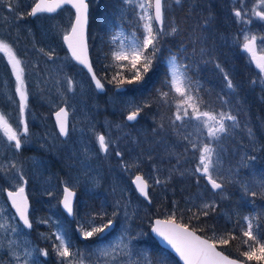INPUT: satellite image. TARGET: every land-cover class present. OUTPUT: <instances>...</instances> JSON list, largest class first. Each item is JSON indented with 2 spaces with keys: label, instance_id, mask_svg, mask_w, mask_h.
<instances>
[{
  "label": "trees",
  "instance_id": "trees-1",
  "mask_svg": "<svg viewBox=\"0 0 264 264\" xmlns=\"http://www.w3.org/2000/svg\"><path fill=\"white\" fill-rule=\"evenodd\" d=\"M168 1L170 3L165 11V22L168 21L172 26H176L178 32L172 34L170 37L166 35L163 37L160 42L161 51L157 54V58L153 62L149 72L144 74L142 81L121 85H117L116 82L108 83V80H111L112 76L117 72L123 73L124 79H131L134 71L129 70L130 65L127 61L121 62L123 64L122 67H106L109 64H113L111 60L113 48L111 38L113 35H116L117 29V27L113 26V23L116 21L125 27L124 20L121 19L125 6L123 0H89L88 42L91 62L98 78L104 84L106 92L103 94L96 92L86 72L73 61L70 62V69L73 71L80 70L82 76L88 81L87 91L82 93L86 96H81L82 100L80 99L79 107L82 110H88L91 113L92 120L97 123L99 122L98 118H101L103 121L107 120L105 115L112 113L103 107L106 106L108 97L114 94L118 95L116 98L119 102V109H142L139 120L134 124H128L132 129V132H129L131 136L129 137V134L123 136L121 132L119 133L118 151H122L124 158L130 160L132 158L138 159L137 167H135L136 174H142L148 179L149 183L153 182L150 185L149 191L151 203L147 204L136 194L131 181L127 179L129 201L134 204L131 207L133 209L131 235L137 238V243L142 244L148 250L154 264H180L175 256L160 247L151 236L150 227L155 218L167 219L175 211L176 222L186 225L213 242L214 233L219 236L225 232L234 231V234L239 236L240 224L237 221H240L242 224L243 216L264 213V199L246 196L240 183V181H243L250 188L258 189L261 178H264V134H262L259 146L257 147L258 135H256V125L253 123V120H257L259 115L248 108V99H246L245 103L241 102L237 98V94L230 96L233 99H231L229 104L235 102V105L228 109V106L222 104L221 98L230 94L227 93L225 88L220 89L217 87V84L220 85L221 82L225 81L223 80V75L215 67L216 63H219L227 72H237L241 68V65L247 70L237 43V33L233 31L234 28L239 29V26L236 17L231 12V0H182L181 5H176L174 0ZM33 3L34 0L27 1L26 7L28 11ZM67 9L69 8H64L57 14ZM209 12L211 13V21L208 26L209 30L204 33L205 42L193 43L194 36H198L201 33V28L198 26L203 25L204 20L208 18ZM28 17L30 18L29 23H31L32 30L36 32L35 37L38 39L37 42L40 41L41 44H47L45 39L41 40L43 36L40 34L42 32L40 26L34 23V19L30 16ZM44 17L48 18L50 16L44 15ZM22 36L27 37L24 33H22ZM24 40L26 48L33 50L30 40L25 38ZM59 42L62 44V53L67 54L62 40L59 39ZM201 47L205 49L204 54L200 52ZM173 55L183 58L180 59L177 56L179 62L188 66L187 74L189 79H195V82L198 83L194 85L196 86L198 96L202 100L201 109L214 112L229 110L239 117V127L231 129L232 140L229 147L230 150L234 149L238 152L239 156H237L235 164H238L241 170L240 180L228 183L223 189L226 193L222 198H218L217 193L210 191L205 182L198 183L197 179L200 176L198 173L192 171L190 166L186 170V166L182 161L186 158L192 160L191 155H195L193 149L189 147L185 149V146L188 145L187 141H184L181 145H177L176 141L166 133L164 135L169 138L166 141L160 139L158 134L154 133L155 129L168 133L167 128L170 125V119L174 117L173 97L175 94L171 93L167 102L160 98L161 91H169L166 85V80L168 79L167 60ZM38 59L39 67L41 68L42 59ZM229 75L233 79L236 88H240L238 83L235 82L237 74H235V79L233 74ZM122 86L125 87V90L115 93L117 88ZM245 95L247 96L246 93ZM95 98L104 105L98 111L93 108L94 104L97 103ZM32 107L37 112V115L40 114L42 118H45V113L47 112L52 125V132H57L51 118L54 112L53 109L52 111H48L47 106L43 108L37 103H33ZM118 114L120 115L115 117H120V121L122 123L125 122L124 114L120 113V111ZM161 124L164 125L163 129L158 128ZM248 128L252 129L254 139L249 137ZM100 130V132H103L101 126ZM60 155L66 160L74 162L75 158L70 156V153H68V158H66L64 152ZM252 155L256 156L257 160L248 162L246 158ZM178 161H181L182 165ZM172 162L175 165L172 166ZM194 163L192 162L191 166ZM246 163L248 164L247 167L244 166ZM90 166V171L81 173L83 177L88 174L89 179H97L96 181L99 185H102L98 177L99 174L107 171L114 174L113 170H110L106 165L94 160L90 163ZM187 171H190L191 175ZM50 174L52 181L59 186L62 182L70 179L61 178L52 172H48V177H50ZM116 178L123 182L122 176L119 177L118 170ZM157 178L166 181V183L154 184ZM201 188L205 191L206 195L204 203L214 201L216 209L214 212L209 210L207 216H200L199 219H196L194 213L199 215L203 209L201 208V204L189 203L188 197L191 191L196 190L195 193H197ZM83 194L86 195H81L79 198L83 199L84 203H89L91 210L95 209L96 211L97 200H95L93 194H89V192ZM36 198H40V196L36 195ZM252 200L255 203H249ZM136 201L142 202L147 209L138 207ZM188 209H191V211ZM58 210L61 215H65L60 209ZM52 214V209L46 207L45 211L37 215V222L43 225L41 235L44 236L38 237L37 240L52 254V264H59V259L53 250V245L57 244V242L55 236L52 234L54 224L53 219H51ZM77 220L78 217L75 216L72 224H78ZM41 221H47V223H41ZM75 237L76 235L73 234L70 240L73 242ZM245 247L239 239L231 240L227 245L217 244L218 249L238 260H244V257L240 253L245 250ZM72 251L76 250L72 249ZM250 264H256V262L253 261Z\"/></svg>",
  "mask_w": 264,
  "mask_h": 264
},
{
  "label": "rangeland",
  "instance_id": "rangeland-1",
  "mask_svg": "<svg viewBox=\"0 0 264 264\" xmlns=\"http://www.w3.org/2000/svg\"><path fill=\"white\" fill-rule=\"evenodd\" d=\"M27 1L28 0H12L16 11H10L4 5V3H0V39L9 42L17 53L18 58H20L24 62L22 67H24L25 69L26 87L29 93L28 109L26 110L24 116L28 123L29 135L26 138L22 137V139L25 141L22 144V148L17 152L15 149L9 147L7 138L4 137L3 132L0 131V168L6 169V171H0V189H12L15 183H19L18 179H11V177L16 172V169L11 168V165L13 163L16 164L17 168L21 169L20 171L23 173L24 176H31V180L36 182V176L30 175V173L26 170V166L21 161V154H19V152L22 149H25V146L28 149L30 146L35 145L36 142L42 146L46 145L50 150H58V148L60 147L59 144L63 142L60 139L58 132H49L50 134H53L52 140H50L52 144L51 147L48 145L49 140L46 139L48 135L47 137H45L43 134V132H46L41 131L38 128H34L35 126H37L40 128L47 129L45 127L44 121L39 118L37 112L34 111L32 104L37 103L43 108H46L47 106L48 111H52V109L53 111H55L62 105H66L71 113L69 134L71 138H69L67 150L64 151L66 154V158L69 157L68 153H70V156H73L75 158L74 162L76 160V164L80 168L79 173H87L88 171H90V163L93 160L95 162L106 165L110 170H113L112 172L115 176L118 170L119 177L122 176L124 186V191L120 199H116L113 198L107 191H103V187H99V183L96 181L97 179H89L88 174L83 177L82 173L80 175L78 173L75 177L65 181L68 182L69 186L74 189L75 186L78 188H81L80 186H84L85 191H88L90 194H93V197L95 198V200H97L96 204L104 205L106 203H110L112 205V211H115L117 213L116 216L119 217L117 219L118 225L117 227H115L118 228V230L115 231V233L112 235V237L107 243H97L93 247H87L86 250L90 251L91 257L85 259H82V257H77L76 259L78 261H82L83 264H105V261H107L108 264H154L148 250L144 247L139 246L138 244L137 246H135L133 243L134 238L130 237V227L133 218V209L131 207H133L134 204L129 201V187L127 179L131 181L133 179V176L136 174L135 167H137L138 159L132 158V160H130L128 158H124L123 156L115 155L119 148V133L121 132L123 136H126L129 134V132H132V129L126 121V116L130 114L131 111L135 110V108H132L130 110L119 109V102L116 98L118 95L115 94L111 95V97H108V101L105 107H103L104 105L101 104L100 101L95 98L97 103L94 104L93 108L98 111V109L100 110V108L103 107L104 109H108L112 114H106L105 117L107 118V120L104 121L101 120V118H98V123L92 120L90 115L91 113L88 110H82L79 107V104L82 100L81 96H86L82 93L87 91L88 81L82 76L80 70L73 71L70 69V62L72 60L69 57L68 53H62V44L59 42V39L63 42V35L71 27V24L74 20L73 10L69 8L70 10L67 9L59 14H56L55 16H50L46 18L44 17V15H41L33 20L34 23L37 24V26H40V29L42 31H40V34L43 36L41 40L45 39L47 43L41 44L40 41L37 42L38 39L35 37L36 32L31 28V23H29L30 18L27 15H25L23 19L19 18V13H26L28 11L26 7ZM169 3L170 2L167 0V5H169ZM257 4L258 0H231L232 14L234 15V9H239L247 13V15L245 16V21L249 19L251 20V23L241 22L237 20L239 26L238 33H240L238 37L239 45L243 42L242 33L244 31L256 35L258 37L256 42L257 55H259L263 53L262 51H259L260 46L258 45L260 44L259 37L264 36V21L260 20L258 17L253 15L254 7L256 8V11L261 10L259 7H256ZM140 12L141 9L137 8L135 4H125L121 19L124 20L123 23L125 24L126 28L116 21H114L113 23V26L117 27L116 35H118L121 39H124L125 37L128 38L124 39L125 44L130 42L131 37L134 33L136 35H140L143 33V28L140 26L143 22L140 21L137 16V13ZM256 29L258 31H256ZM22 33H24L25 36L27 35V37H23ZM24 38L30 40L33 50L26 48V42ZM39 49H44V52H40ZM52 50H54L52 59H49L48 56L44 53L51 52ZM239 50L241 56L247 57L246 59L250 61L249 54L243 51L241 49V46L239 47ZM38 58L42 59L41 68L39 67ZM169 59L170 58H168L167 60V68H169ZM251 67L253 68V70H255L253 66ZM67 77H71L74 81L73 91H68V84L66 80ZM189 80L191 82L193 94L198 95L196 92V86L194 85L198 83L195 82V79L193 80L191 78ZM220 84V89L225 88L227 93L230 94L229 96H223V100H228L229 102H231V99L233 98L230 96L232 94H237V98L239 99L237 88L235 92H230L226 88L225 82H221ZM15 87V77L12 74L10 65L8 64L7 57L3 53H0V113L6 115L9 124L12 125L14 129L18 127L20 121V112L18 104L14 102L18 101L19 99V97L15 93ZM115 93L119 92L115 91ZM175 96L176 94L174 95V97ZM176 102V99H174L173 114H175L176 112ZM234 105L235 102L232 104H227L225 106H228L229 109L230 107L232 108V106ZM201 110L206 111L203 109ZM119 111L120 113L124 114L125 122L123 123L122 121H120V117H115L120 115L118 114ZM189 111H191V109H189ZM49 114L51 115L50 112ZM237 118L239 119V117ZM44 119L47 120V123L50 120L47 112L45 113ZM52 123L53 125H55L53 118ZM180 123V121H176L177 125H180ZM227 123L230 124L231 122ZM100 126L103 132H100ZM167 129L168 133L161 132L160 129H155L154 133L158 134L160 139L164 141L169 139L164 135V133H166L169 137L173 138L176 141L177 145L183 144L184 141H186L183 139V136L189 133H192L190 139H192L194 142L199 143L201 140L207 141L206 130L200 131L196 127L195 121H192L183 127H179L177 131H173L171 125H169ZM97 133L103 134L110 141L107 154L100 151L99 144L96 141ZM128 136L130 137L131 135L129 134ZM231 140L232 137L230 129V135L224 137L219 144L213 142V146L217 147L222 154L218 171L222 173L225 177L231 178L233 181H239L241 170L239 165L235 164L237 161L236 158L239 155L236 150H230L229 145ZM55 142L57 146L55 145ZM186 147L192 149L189 143L187 146H185V149ZM119 152L122 153V151ZM191 157L192 160L186 158L182 162L186 166V170H188L190 166L192 171L195 172L196 165L198 164L199 153L195 151V155H191ZM178 162L182 165L181 161ZM192 162L195 163L191 166ZM173 165H175L174 162H172V166ZM187 173L191 175L190 171H187ZM145 179L148 181L147 178ZM197 180H199L198 183L205 182L203 177H200ZM42 181L50 184V186L46 188L45 191L47 192V194L51 192L53 195H46L42 190L41 193L45 197L49 198L46 202V206L50 209H53L57 206L59 187L56 183H51V181H49V178L45 179L44 177H42L40 179V183ZM89 182L91 187L87 186ZM149 184L151 185L153 184V182H150ZM33 186L34 185H32V188ZM195 192L196 190L191 191V193H189L190 196L188 197V202L192 204L202 205L204 203V198L206 197L205 191L201 188L197 193ZM225 193V191L217 193L218 198L224 197ZM136 205L140 208L147 209V207L140 201H136ZM0 212L3 213L0 214V225L4 226L0 227L1 249L7 252L10 257H12L10 255L11 251L18 252L21 255V259L24 258L25 251H31L33 253L31 259L35 261L36 264H47V262L43 260V257L37 255L36 252V250L38 249L47 250V248L41 245L37 240L38 237H44L41 235L43 225L37 222L36 219V227L38 231L36 242L35 244L30 243L28 231L20 224V222H18L17 219H12V214L14 212L12 211L11 206L5 197L4 191H0ZM111 216L112 214H109V217ZM109 217H105V220H107ZM96 223L98 224L99 221L97 220ZM85 225L87 227V222L85 223ZM12 227H16L17 231L12 232ZM55 232L56 231L53 230L52 234ZM94 237L89 238V240H94ZM56 242L57 244L59 243V241L57 240ZM95 247H97V249H95ZM101 251H106L108 255H101ZM48 256L52 260V254L50 252Z\"/></svg>",
  "mask_w": 264,
  "mask_h": 264
},
{
  "label": "snow or ice",
  "instance_id": "snow-or-ice-1",
  "mask_svg": "<svg viewBox=\"0 0 264 264\" xmlns=\"http://www.w3.org/2000/svg\"><path fill=\"white\" fill-rule=\"evenodd\" d=\"M0 3L4 5L10 11H16L12 0H0ZM126 5H133L141 9L140 13H137L138 19L142 21L143 33L136 35L135 33L131 37L129 43L125 44L124 39H121L118 35H113L111 43L113 45L111 51V60L113 64H109L106 67H122L121 62L127 61L130 65V71H133L131 79H124L123 73H115L108 83L116 82L117 85L138 83L144 79V74H147L151 69L153 62L157 58V54L161 51L160 42L165 35H172L178 32L176 26H171L170 29L165 28V11L168 7L167 0H123ZM176 5H181L182 0H174ZM64 5H71L75 9V19L71 24L69 30L63 35V41L67 44L68 49L71 51L72 58L80 65L87 68L91 75V80L94 82L95 88L99 91L104 90V84L101 79L97 77L96 72L92 68V64L88 59V45L85 39V27L88 23V10L89 4L87 0H34L30 10L26 13H19V18L23 19L25 15L30 17H38L44 14L55 13L58 9H61ZM256 7L261 10L256 11L253 8V15L264 21V0H258ZM151 10V11H150ZM234 16L238 21L251 23V20L245 21L246 12L239 9L233 10ZM211 21V13L209 12L208 18L203 22L201 33L198 36H194L193 43H204V33L209 30L208 26ZM243 42L241 49L249 54L250 61L255 63L258 74L255 78L249 81V86L252 88L259 87L261 93H264V55H257V39L256 35H253L247 31L243 33ZM260 50L264 52V36L259 37ZM119 41V42H118ZM40 52H44V49H39ZM54 50L44 53L49 59H52ZM201 54L205 53L203 47L200 48ZM0 53H3L7 57L8 64L11 67L12 74L15 77L16 87L15 93L19 97L18 101H14L18 104L20 112V121L17 128H13L9 124L6 115L0 113V131L3 132V136L7 138L9 147L15 149L17 152L22 148V144L25 142L23 138L29 135V128L26 119L24 118L25 112L28 109V90L25 80V69L22 67L23 61L18 58L13 46L6 40L0 39ZM210 54V53H209ZM168 68V79L166 85L169 91H161L160 98L167 102L171 93H175L176 96V112L174 119H170V125L173 131H177L179 127H183L192 121L196 122V127L200 131L206 130L207 141L201 140L199 143L190 139L192 133L183 136V139L188 141L191 148L199 153L198 164L195 168V173H198L200 177L206 179L207 183L211 186L213 191L223 190L228 183L234 182L231 178L225 177L218 171L221 161V151L213 146V142L219 144L224 137L230 135V129L239 127V121L237 115L231 111H202V100L198 95L193 94L191 88V82L187 76L188 66L179 62L177 56L170 57ZM215 67L223 75L225 86L230 92H235L236 85L233 83V79L229 73L219 64L216 63ZM68 91L74 90V81L71 77H67ZM223 100V98H221ZM264 100V95L261 96ZM230 102L223 100V104L227 105ZM191 109V111H189ZM142 109H135L127 115L128 121H134L139 116ZM57 124L59 127V133L62 136L67 137L68 130V111L61 107L56 113ZM176 121H180V125L176 124ZM227 122H231L230 124ZM160 128L163 129L164 125L161 124ZM248 135L254 139V134L251 128H248ZM96 141L99 144L100 151L105 154L108 153L110 141L99 133L96 134ZM116 156H122L123 153L117 151ZM248 162H254L257 157L252 155L246 158ZM245 167L248 166L246 163ZM11 168L16 169L15 174L11 177L12 180H17L19 183L13 185L12 190L0 189L7 194L8 200L11 202V207L15 210L12 214V219L19 217V220L23 225L31 229L32 223L29 219V203L28 197L25 194V185L28 181L25 179L23 173L17 168L16 164H12ZM0 171H6L4 168H0ZM219 181V182H218ZM199 182V180H197ZM63 199L61 201L63 209L69 216H74L73 198L75 193L69 186L68 182H63ZM156 184L166 183L159 178L155 180ZM246 196L253 198L260 197L264 199V178H261L258 189L250 188L246 183L240 181ZM134 184L136 190L146 200L151 202L149 198L148 188L149 185L142 176H136ZM49 196L53 195L51 192ZM249 203H255L254 200ZM203 209L199 215L194 213L196 219L200 216H207L210 211H215V202L203 203L201 205ZM191 211V209H188ZM0 214H3L0 212ZM117 215L114 211L112 216L105 220L107 213L103 210L93 215L87 221V227L84 224L78 226V231L83 239H89L97 235H103L108 229L113 226V218ZM99 221L97 224L96 221ZM243 223L237 221L240 224V235L237 236L233 232H225L219 236L214 233L213 242L209 240L201 239L194 231H190L186 225L176 223V212L165 220H156L153 231L160 237L166 240L175 250L185 264H250L255 261L256 264H264V213L257 215H245L242 217ZM41 223H47V221H41ZM0 227H4L0 225ZM12 232H16V227L11 228ZM55 239L59 241L58 244L53 245V250L56 253L59 264H83L82 261H78L77 253L71 251L72 244L67 238V235L62 230H57L53 233ZM50 238V237H46ZM239 239L241 244L245 247V250L241 251V256L244 260L230 259L228 256L223 255L222 252L217 251V244L227 245L231 240ZM11 243V242H10ZM37 255L47 258L49 252L46 249L36 250ZM12 261L9 264H36L31 259L33 253L31 251H25L24 258L21 259V255L18 252L11 251ZM101 255H108L106 251H101ZM105 264H108L105 261Z\"/></svg>",
  "mask_w": 264,
  "mask_h": 264
},
{
  "label": "bare ground",
  "instance_id": "bare-ground-1",
  "mask_svg": "<svg viewBox=\"0 0 264 264\" xmlns=\"http://www.w3.org/2000/svg\"><path fill=\"white\" fill-rule=\"evenodd\" d=\"M171 26L172 25L168 21L165 22L166 29H170ZM238 30H239L238 28L233 29V31L237 33L236 38H237V43L239 46L238 37L240 33H238ZM166 36L170 37L171 35H166ZM180 59H183V58H180ZM244 65L248 71L244 68V66L241 65V68L238 69L237 72L235 71V72H228V73L233 74L234 79H235V74H237V80L235 79V82L238 83L240 87L238 88L239 100L245 103L246 99H248V102H249L248 108L253 110L254 113H256L257 115H259L257 120H253V123H255L256 125V135L264 134V122H262V118L264 117V100L261 99V96L264 95V93H259L255 89H252L249 86V81L254 78V74L250 73V70L247 67L245 62H244ZM217 87L221 88V84L220 85L217 84ZM244 92L247 94V96L245 95ZM42 156H45V159H42ZM22 161H23V164L26 166V170L33 176H38L41 173L52 172L61 178H73L80 172V168L75 162H72V161L70 162L66 160L64 157H62L59 154V152L56 149L50 150L46 145L42 146V145H39L38 143L29 147V149L27 150V154L23 158ZM98 177L102 184V185H99V187L100 188L103 187L105 191H107L113 198L120 199L124 191L123 182L120 179L116 178V176L109 171L102 172L101 174L98 175ZM88 184H90V182ZM63 187H64V183L62 182L61 190L63 189ZM58 191H60V189H58ZM87 192L88 191H82L79 194L77 193L76 201L79 204L84 203L83 199L79 197H81V195H86L83 193H87ZM59 199L60 197L58 196L57 205L59 203ZM84 204L89 205L90 207L89 213L91 217L95 215L97 212H99L98 208L96 211L95 209L91 210V206L89 203L85 202ZM57 207L58 206L52 209L53 214L51 215V219L53 218L60 219L61 217H63V215L60 214ZM104 207L106 209L105 212L107 213L106 217H109V214L113 213L111 209L112 205L110 203H106L104 204ZM75 216L76 215L74 214L73 217H66V219L68 220L69 223H72V220L75 219ZM118 218H119L118 216H115L113 218L115 227L117 225L116 220ZM85 220H88V219L85 218ZM53 221H54L53 230H55L56 228L58 229V227L55 225L56 221L54 219ZM58 225L60 224L58 223ZM115 227L113 230L106 233L105 235H108L114 232L116 230ZM72 230L74 231L72 233L66 231L68 233L66 235L69 237V239L73 234L76 235V237L74 238V241L73 242L71 241V244H72L71 251L72 249H75L76 251H73V252H76L78 254L77 257H82V259L90 258L91 253L90 251H87L86 249L87 247H93L98 243L97 237H94V240L83 239L79 231H76L74 227H72ZM131 233H132V228L130 227V237L134 238V241H133L134 245L137 246L138 244L139 246L144 247L142 244L137 243V238L133 237ZM105 235H102V236L99 235V237L102 238ZM83 243H85V247L82 246ZM43 260L46 261L47 264H52V260L49 256L47 258L43 257Z\"/></svg>",
  "mask_w": 264,
  "mask_h": 264
},
{
  "label": "flooded vegetation",
  "instance_id": "flooded-vegetation-1",
  "mask_svg": "<svg viewBox=\"0 0 264 264\" xmlns=\"http://www.w3.org/2000/svg\"><path fill=\"white\" fill-rule=\"evenodd\" d=\"M256 31H258L257 29H256ZM261 31V30H260ZM240 46H241V44H240ZM239 46V47H240ZM258 46H260V44L258 45ZM259 51H261V50H259ZM260 55H264V52L262 53V54H259L258 56H260ZM247 57H245V56H243V60H244V62L246 63V65H247V67L249 68V70H250V73L251 74H254V78L257 76V74H258V69H256V67H255V64H254V62H251V61H249V60H247L246 59ZM251 66H253L254 68H255V70H253V68L251 67ZM257 92H259V93H261V91H260V88L257 86V87H255L254 88ZM39 116V118H41L43 121H44V123H45V127L47 128V129H45V128H40V127H38L41 131H45L46 133H44L43 132V134H44V136L45 137H47V135H48V137L46 138L47 140H49V142H48V145L49 146H51L52 147V144H51V142H50V140H52V135L53 134H50V133H52V127H51V124H50V120L48 121V123H47V120L46 119H44V118H42L41 117V115L39 114L38 115ZM262 122H264V117L262 118ZM34 128H37V126H35ZM57 130V129H56ZM50 132V133H49ZM58 132V131H57ZM59 134V133H58ZM59 137H60V139L63 141L62 143H60L59 145H60V147L58 148V152H59V154H62L64 151H66L67 150V148H68V146H67V144H68V142H69V138H71L70 136H67L66 138H62L60 135H59ZM262 138V134H258V143H257V147L259 146V142H260V139ZM35 144H36V142H35ZM55 145L57 146V144H56V142H55ZM29 149V148H28ZM27 148H26V146H25V149H22L20 152H19V154H21V161L23 160V158L26 156V154H27V150H28ZM63 149V150H62ZM61 151H62V153H61ZM65 153V152H64ZM42 159H45V156H42ZM22 163H23V161H22ZM21 170V169H20ZM81 173H79V175H80ZM31 175V174H30ZM25 177V179L28 181V183H27V185H25V193H26V195H27V197H28V199H29V202H30V210H29V219H30V221H31V223H32V228L29 230V229H26L22 224H21V222H20V220L18 219V217H16V219L18 220V222H20V224L28 231V234H29V241H30V243H32V244H35V242H36V237H37V227H36V217H37V215H39V214H41L44 210H46V202H47V200L49 199L48 197H45L42 193H41V190L46 194V195H48L47 194V192L45 191L46 190V188H48L49 186H50V184H48L47 182H41L40 183V179L42 178V177H44L45 179L46 178H49V181H51V183L53 182L52 181V179H51V174H50V177H48V172H46V173H42V174H39L38 176H36V182L38 181V183L36 184V182H34V181H32L31 180V176H24ZM50 183V182H49ZM32 185H34L33 186V188H32ZM57 186L59 187V189H60V191H59V197H60V199H59V203H58V209H60L62 212H63V210L61 209V207H60V200H61V198H62V195H63V189L61 190V185L59 186L58 184H57ZM88 187H91V185L90 184H88L87 185ZM81 188H78V187H76L75 186V189L74 188H71L72 190H74V191H76V193H80L81 191H85V188H84V186H80ZM9 190H12V189H9ZM103 191H105V189L103 188ZM4 195V194H3ZM36 195H38V196H40V198H36ZM8 201V200H7ZM9 203V202H8ZM10 204V203H9ZM97 206V208H98V210H99V212L101 211V210H103V211H106V209H105V207H104V205L103 204H97L96 205ZM12 209V208H11ZM89 210H90V207H89V205H87V204H79L77 201H75V204H74V214L78 217V220H77V223H78V225H76V224H73L72 225V223H69L68 222V220L66 219V217H68L64 212V216L63 217H61L60 219H56V218H53L55 221H56V223H55V225L58 227V229L56 228L55 230L57 231V230H62L63 232H65L66 234H68L66 231H68V232H70V233H72L73 232V230H72V227H74L75 228V230L76 231H78L77 229H78V226L80 225V224H84L85 225V223L87 222V220H85V218H87V219H90L91 218V215H90V213H89ZM13 211V210H12ZM14 212V211H13ZM98 213V212H97ZM57 217H58V215H57ZM63 222H64V224H63ZM116 222H117V225H118V221L116 220ZM58 223L60 224V225H58ZM117 225H116V227H117ZM61 229H60V228ZM116 230H118V228H115ZM115 230V231H116ZM115 231L114 232H112L111 234H108V235H105L104 237H99V235H97V236H95V237H97V242L98 243H100V244H103V243H107L108 241H109V239L112 237V235L115 233ZM67 238L69 239V237L67 236ZM35 239V240H34ZM70 240V239H69ZM71 241V240H70ZM82 246L83 247H85V243H83L82 244ZM36 248V247H35ZM95 249H97V247H95ZM10 261H12V257H10L9 255H8V253L7 252H5L3 249H1V247H0V264H9V262Z\"/></svg>",
  "mask_w": 264,
  "mask_h": 264
},
{
  "label": "water",
  "instance_id": "water-1",
  "mask_svg": "<svg viewBox=\"0 0 264 264\" xmlns=\"http://www.w3.org/2000/svg\"><path fill=\"white\" fill-rule=\"evenodd\" d=\"M87 2H88V4H89V0H87ZM66 7H68V8H71L73 11H74V19H75V9L74 8H72L71 7V5H64L61 9H58L55 13H52V14H46V15H55V14H57L59 11H61L62 9H64V8H66ZM89 9H90V7H89ZM32 18H34V17H32ZM73 22H74V20H73ZM72 22V23H73ZM88 29H89V10H88V23H87V25H86V27H85V39H86V43H87V45H88V59H89V62L92 64V62H91V56H90V49H89V43H88ZM63 45H64V47H65V49L67 50V53H68V55L70 56V58H71V60L75 63V64H77L78 66H80L87 74H88V76H89V78L91 79V75H90V73L88 72V70H87V68L86 67H84L83 65H80L77 61H75L73 58H72V56H71V51L68 49V46H67V44L63 41ZM92 68H93V66H92ZM93 70H94V68H93ZM98 77V76H97ZM91 82H92V80H91ZM92 84H93V86H94V88H95V85H94V82H92ZM96 89V88H95ZM123 90H125V87H119V88H117V91H123ZM96 91L98 92V93H100V94H103L105 91H106V89H105V87H104V90L103 91H99V90H97L96 89ZM63 108H65L66 110H67V108H66V106H62ZM60 109V108H59ZM58 109V110H59ZM58 110H56L54 113H53V118H54V121H55V124H56V127H57V130H58V132H59V127H58V124H57V118H56V116H55V113L58 111ZM68 111V110H67ZM139 117H140V114H139V116L137 117V119L136 120H134V121H128L127 120V118H126V120L130 123V124H133V123H135L138 119H139ZM68 130H69V126H70V112L68 111ZM60 134V133H59ZM61 137L62 138H66L65 136H62L61 135ZM136 176H138V175H135L134 176V178H133V180H132V185H133V187H134V189H135V191H136V193L141 197V198H143L148 204H150L151 202H149L148 200H146L143 196H141L140 194H139V192L136 190V186H135V184H134V181H135V178H136ZM139 176H142V175H139ZM143 177V176H142ZM144 178V177H143ZM144 180H145V178H144ZM207 182V181H206ZM149 185V184H148ZM209 185V184H208ZM210 186V185H209ZM210 188H211V186H210ZM74 193H75V196H74V198H73V209H74V204H75V201H76V197H77V193L74 191V190H72ZM218 191H220V190H215L214 192H218ZM148 192H149V188H148ZM26 194V193H25ZM6 197H7V194H6ZM150 198V197H149ZM7 199H8V197H7ZM62 199H63V195H62V198H61V201H62ZM61 201H60V206H61V208H62V210L67 214V212L63 209V206H62V203H61ZM8 202L10 203V206H11V202L8 200ZM28 203H29V210H30V202H29V199H28ZM12 208V207H11ZM12 210L13 211H15L13 208H12ZM68 215V214H67ZM69 216V215H68ZM69 217H73V216H69ZM18 219H19V217H18ZM156 220H165V219H163V218H155L154 220H153V223H152V226H151V229H150V232H151V235H152V237L158 242V244L162 247V248H164V249H166V250H168L171 254H173L178 260H179V262L181 263V264H185V262H184V260L181 258V256L179 255V253H177L176 252V250L166 241V240H164L162 237H160L157 233H155L154 231H153V228L155 227V221ZM21 222V221H20ZM22 223V222H21ZM177 224H180V223H178V222H176ZM23 224V223H22ZM114 227H115V223H113V226L110 228V229H108L107 231H106V233H108V232H110L111 230H113L114 229ZM189 228V227H188ZM189 230L190 231H194L193 229H191V228H189ZM195 232V231H194ZM105 233V234H106ZM105 234H103V235H105ZM195 234L196 235H198L201 239H204V240H209V239H207V238H205V237H203V236H201L200 234H198L197 232H195ZM209 242H212L211 240H209ZM217 251H220V252H222L220 249H218L217 248ZM223 253V255H225V256H228V255H226L224 252H222ZM230 259H235V258H232V257H230V256H228ZM238 260V259H237Z\"/></svg>",
  "mask_w": 264,
  "mask_h": 264
}]
</instances>
